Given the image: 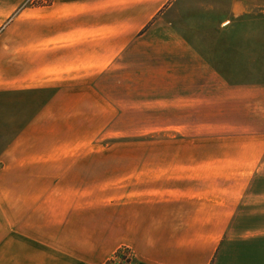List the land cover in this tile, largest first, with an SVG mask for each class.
I'll list each match as a JSON object with an SVG mask.
<instances>
[{"label":"crops","instance_id":"crops-1","mask_svg":"<svg viewBox=\"0 0 264 264\" xmlns=\"http://www.w3.org/2000/svg\"><path fill=\"white\" fill-rule=\"evenodd\" d=\"M24 1L0 0V264H264V0H53L6 23ZM128 114L167 137L47 149Z\"/></svg>","mask_w":264,"mask_h":264},{"label":"rangeland","instance_id":"rangeland-1","mask_svg":"<svg viewBox=\"0 0 264 264\" xmlns=\"http://www.w3.org/2000/svg\"><path fill=\"white\" fill-rule=\"evenodd\" d=\"M43 1L45 0H25L24 2L18 4L15 12L5 20L6 23L10 19L12 20L11 23H13V21H15L16 18L20 16V13L26 8L40 7L37 4H40ZM17 26H21V24L18 23L16 27ZM1 37L6 38L5 34L2 35ZM149 121L150 118L143 114H140L139 116H136L134 114L133 115L128 114V116H126L127 124L124 125L123 120H117V118L112 116L109 124H106V129L98 131L97 125H96V130L89 128V126L87 128L85 124L80 125L79 128H77L76 130L73 131L68 130L62 132V141L59 143L63 145L62 147H48L47 149L48 151L55 149L57 150V153L62 152L63 154L87 153L88 149L82 147V145H84L87 141H92L93 139L95 145L94 149H96V151L98 149H102L103 146H105V148L110 147L112 151L118 150L119 148H121L122 150V148L127 147L125 148L126 153L138 154V141H147V140L149 141L153 139H162L167 137V134L165 132L159 130H153V131L149 130L148 129L150 128ZM135 126L137 127L140 126L142 127V129L141 130L129 129L130 127H135ZM76 143L77 146L74 145ZM117 153H122V152H117ZM5 183H6L5 179L0 180V186H4ZM2 215L3 217H5V211L4 212L0 211V217H2ZM123 254L130 255L131 257L130 264H132L134 260V254L129 248L126 247L120 248L111 258H109L106 261L105 264H110L112 261L115 260L117 256H121Z\"/></svg>","mask_w":264,"mask_h":264},{"label":"built area","instance_id":"built-area-1","mask_svg":"<svg viewBox=\"0 0 264 264\" xmlns=\"http://www.w3.org/2000/svg\"><path fill=\"white\" fill-rule=\"evenodd\" d=\"M124 255V256H123ZM121 256H117L114 261H112L110 264H130V255L129 254H123Z\"/></svg>","mask_w":264,"mask_h":264},{"label":"trees","instance_id":"trees-1","mask_svg":"<svg viewBox=\"0 0 264 264\" xmlns=\"http://www.w3.org/2000/svg\"><path fill=\"white\" fill-rule=\"evenodd\" d=\"M51 2H52V0H45V1H43L42 3L37 4V5H38V6H46V5H50Z\"/></svg>","mask_w":264,"mask_h":264}]
</instances>
